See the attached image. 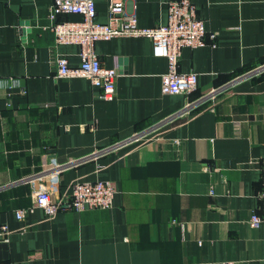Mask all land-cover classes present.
<instances>
[{
  "label": "crops",
  "instance_id": "1",
  "mask_svg": "<svg viewBox=\"0 0 264 264\" xmlns=\"http://www.w3.org/2000/svg\"><path fill=\"white\" fill-rule=\"evenodd\" d=\"M122 1L154 28L172 0ZM109 2L94 0L96 23ZM192 2L206 45L183 49L178 70L195 72L197 89L163 95L167 58L149 38L116 37L94 44L119 73L105 101L86 78L55 77V56L75 67L80 46L55 45L52 0H0V264H264V230L248 223L264 162V72L252 73L264 64V0ZM98 180L115 189L107 210L35 205L40 190L59 199Z\"/></svg>",
  "mask_w": 264,
  "mask_h": 264
},
{
  "label": "built area",
  "instance_id": "2",
  "mask_svg": "<svg viewBox=\"0 0 264 264\" xmlns=\"http://www.w3.org/2000/svg\"><path fill=\"white\" fill-rule=\"evenodd\" d=\"M108 21L104 24L94 21L96 9L94 0H52L51 19L55 45L77 44L80 46L77 66L69 65L65 56L57 54L54 58L56 78H86L101 90V98L112 101L116 94V80L119 76L116 68L104 67L94 49L98 41H107L116 37H145L152 40L155 56L168 60V70L161 76L160 90L163 95H189L197 89L198 75L195 72L178 70L181 52L185 48H198L206 45L205 22L197 16L192 0H172L168 2L167 22L154 28H143L137 23L135 15L126 14L122 0H110ZM79 15L80 21L57 18L61 15ZM215 35L211 34L210 39ZM253 74L264 72V64L255 66ZM11 87H18V80L8 79ZM7 80V81H8ZM24 94L25 91L22 90ZM212 93L209 96H213ZM189 106H192L189 104ZM157 127V126H156ZM153 129V130H152ZM155 128L138 132L124 142L109 148L96 150L94 156H100L117 150L129 143L142 140L153 133ZM176 143H179L176 141ZM260 187L256 197L258 208L249 219L251 228L264 230V162L260 163ZM115 189L109 181L76 183L71 194L55 199L49 191L40 190L35 194V205L46 216L61 210L72 209L76 212L84 210L111 208ZM33 208L16 211L17 219H23ZM183 228V226H182ZM6 230L5 225L2 226Z\"/></svg>",
  "mask_w": 264,
  "mask_h": 264
},
{
  "label": "water",
  "instance_id": "3",
  "mask_svg": "<svg viewBox=\"0 0 264 264\" xmlns=\"http://www.w3.org/2000/svg\"><path fill=\"white\" fill-rule=\"evenodd\" d=\"M6 244H4V243H0V250H1V257L2 258H5L6 257Z\"/></svg>",
  "mask_w": 264,
  "mask_h": 264
}]
</instances>
